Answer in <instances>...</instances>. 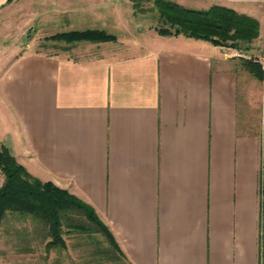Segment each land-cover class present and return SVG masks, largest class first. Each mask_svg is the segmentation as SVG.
<instances>
[{"label": "crops", "instance_id": "1", "mask_svg": "<svg viewBox=\"0 0 264 264\" xmlns=\"http://www.w3.org/2000/svg\"><path fill=\"white\" fill-rule=\"evenodd\" d=\"M35 1L36 18L114 40L45 55L19 50L20 31L2 45L0 143L95 210L113 264H264V0H168L254 18L247 52L145 29L133 0ZM15 2L0 0L7 36L25 24ZM28 232H0V264ZM104 251L71 250L68 264Z\"/></svg>", "mask_w": 264, "mask_h": 264}, {"label": "trees", "instance_id": "2", "mask_svg": "<svg viewBox=\"0 0 264 264\" xmlns=\"http://www.w3.org/2000/svg\"><path fill=\"white\" fill-rule=\"evenodd\" d=\"M138 1L142 0H133L137 11ZM153 4L158 13L157 32L162 36H185L217 47L247 52L259 35L257 20L230 8L213 6L198 10L168 0H155ZM51 40L69 44L100 43L112 41L114 37L99 30H85L56 34ZM243 62L249 73L260 81L261 65L253 58ZM0 173L4 177L0 186V231L8 213H16L20 218H30L32 223L44 225L51 237L48 248L60 245L66 249L62 236L64 227L69 233L99 232L117 247L112 234L92 207L53 183L32 176L1 143ZM80 217L90 226L83 225Z\"/></svg>", "mask_w": 264, "mask_h": 264}, {"label": "rangeland", "instance_id": "3", "mask_svg": "<svg viewBox=\"0 0 264 264\" xmlns=\"http://www.w3.org/2000/svg\"><path fill=\"white\" fill-rule=\"evenodd\" d=\"M153 3L154 0H142L137 2L139 10L147 13L146 19L142 17L143 15H140V19H138L145 29L154 24L156 28L158 27V13L157 10L154 9ZM40 4H42L41 1L37 3L35 0H16L15 5L20 9V12H22L23 17L21 18H24L22 19V23L24 22L25 24H22L20 29H11L14 32L7 36V32L4 29L5 25L0 23V50L4 44L10 46L18 44L16 37L18 34L22 33H18L20 31H25V36L22 38L19 50L29 47L33 51L45 55H53L62 51L61 49H66L68 47L69 43L52 41L51 37L62 32H68L72 28L66 25V20L53 18L51 16V11L41 12V16H43V18L41 17L42 19H39V17L36 18L34 11L40 8ZM18 18L16 21H19ZM4 35L7 37L5 38ZM24 41H26V44ZM75 45V43L70 44L72 48ZM4 67L5 65H0V73ZM3 181L4 177L0 173V186ZM79 220L83 225L90 226L83 217H80ZM25 230L29 231L28 235L25 236V238H27L25 244L20 245V247L18 246L16 250L12 248V252H7L6 254L7 261L11 262L9 264H68L69 260H71V256L69 257V252L71 250L72 253L74 252L73 254H82L85 249L89 248L102 251L106 248L110 249L106 247L107 239L103 234L99 232L69 233L70 231H68L66 227H64L62 231L63 239L66 241V249H63L60 245L48 248L47 243L51 241V237L44 225L41 223H32L30 218H20L16 213H8L0 232H2L1 234H3V236L10 232H12L13 235L16 232L17 235L19 232ZM2 246L3 241L0 242V248H2ZM17 251L25 253L20 254L21 257ZM72 253L70 252V254ZM110 259L111 254L107 252L91 258V260L100 262L101 264H113Z\"/></svg>", "mask_w": 264, "mask_h": 264}]
</instances>
